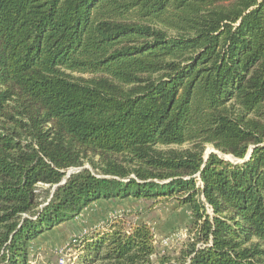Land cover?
I'll use <instances>...</instances> for the list:
<instances>
[{"label":"trees","instance_id":"obj_1","mask_svg":"<svg viewBox=\"0 0 264 264\" xmlns=\"http://www.w3.org/2000/svg\"><path fill=\"white\" fill-rule=\"evenodd\" d=\"M115 198L187 206L179 250L121 214L74 264H264V0H0V264Z\"/></svg>","mask_w":264,"mask_h":264},{"label":"rangeland","instance_id":"obj_2","mask_svg":"<svg viewBox=\"0 0 264 264\" xmlns=\"http://www.w3.org/2000/svg\"><path fill=\"white\" fill-rule=\"evenodd\" d=\"M77 76V75H76ZM82 77H90L83 74ZM188 145L171 146L184 148ZM207 153L212 150L207 146ZM226 159L233 161L230 156ZM74 169H70L69 172ZM126 214L128 222H146L154 234V245L157 253H176L187 234L191 223L187 206L175 200L163 202L159 198L132 199L115 198L98 200L81 213L66 222L60 223L51 230L34 239L29 249L33 264H74L81 250L79 239L88 236L96 229L105 228L116 216ZM77 238L76 241L73 239ZM157 254L152 255L156 259Z\"/></svg>","mask_w":264,"mask_h":264},{"label":"built area","instance_id":"obj_3","mask_svg":"<svg viewBox=\"0 0 264 264\" xmlns=\"http://www.w3.org/2000/svg\"><path fill=\"white\" fill-rule=\"evenodd\" d=\"M77 238H74L73 240L76 241Z\"/></svg>","mask_w":264,"mask_h":264},{"label":"water","instance_id":"obj_4","mask_svg":"<svg viewBox=\"0 0 264 264\" xmlns=\"http://www.w3.org/2000/svg\"><path fill=\"white\" fill-rule=\"evenodd\" d=\"M248 156H249V153H248L247 157H248ZM247 157H246V158H247ZM246 158H245V159H246Z\"/></svg>","mask_w":264,"mask_h":264}]
</instances>
